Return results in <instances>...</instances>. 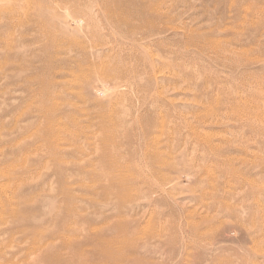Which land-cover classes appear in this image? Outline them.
<instances>
[{"label": "rangeland", "instance_id": "1", "mask_svg": "<svg viewBox=\"0 0 264 264\" xmlns=\"http://www.w3.org/2000/svg\"><path fill=\"white\" fill-rule=\"evenodd\" d=\"M0 264H264V0H0Z\"/></svg>", "mask_w": 264, "mask_h": 264}, {"label": "bare ground", "instance_id": "2", "mask_svg": "<svg viewBox=\"0 0 264 264\" xmlns=\"http://www.w3.org/2000/svg\"><path fill=\"white\" fill-rule=\"evenodd\" d=\"M107 254H111L110 251H107ZM161 254L162 255H165L166 258H171L173 255H174V249L173 248H170L169 251L165 252V250L163 249L161 251Z\"/></svg>", "mask_w": 264, "mask_h": 264}]
</instances>
